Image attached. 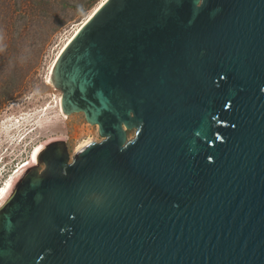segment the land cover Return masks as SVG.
Instances as JSON below:
<instances>
[{"label": "water", "instance_id": "water-1", "mask_svg": "<svg viewBox=\"0 0 264 264\" xmlns=\"http://www.w3.org/2000/svg\"><path fill=\"white\" fill-rule=\"evenodd\" d=\"M49 81L103 139L39 153L0 264H264V0H105Z\"/></svg>", "mask_w": 264, "mask_h": 264}, {"label": "rangeland", "instance_id": "rangeland-1", "mask_svg": "<svg viewBox=\"0 0 264 264\" xmlns=\"http://www.w3.org/2000/svg\"><path fill=\"white\" fill-rule=\"evenodd\" d=\"M102 1L0 0V151L31 130L0 164V185L53 142H63L71 160L82 142L103 139L83 112L62 110L63 91L49 81L67 39ZM134 135L127 130L128 139Z\"/></svg>", "mask_w": 264, "mask_h": 264}, {"label": "bare ground", "instance_id": "bare-ground-1", "mask_svg": "<svg viewBox=\"0 0 264 264\" xmlns=\"http://www.w3.org/2000/svg\"><path fill=\"white\" fill-rule=\"evenodd\" d=\"M105 0H103L102 2H100L95 8L94 10H92V12L89 14V16L83 21V23H81L76 30H74V32L71 34V36L67 39L65 46L71 41V39H73V37L76 36V34L81 30V28L83 27V25L91 18V16L99 9V7L104 3ZM65 47H63L61 53L63 52ZM61 53H59L61 55ZM57 60V59H56ZM61 108L63 110V105L61 102ZM49 110V108L47 109ZM64 111V110H63ZM47 114L44 113L43 116H45ZM41 121V120H39ZM93 124V123H92ZM35 125V124H34ZM37 125V123H36ZM27 129H23L22 133L24 136L23 139L20 136L18 139H14V140H10L9 143L7 144V146L4 147V150L0 151V164L3 165L4 160L6 158H9L10 156H12V150L19 146L23 140L25 139L24 137H26V135L30 134V131H26ZM18 142H20V144H18ZM92 143L91 140H86L84 142H82L75 150V153L73 154L74 156L84 147L90 145ZM40 148V147H39ZM17 153V152H16ZM36 154L37 152L34 154L33 158L20 163L17 167L13 168V170L10 172L8 178L6 177H2L3 178V182L0 185V191L3 192V197L0 198V207L4 204V202L11 196V194L13 193V190L16 186V184L19 182V180L21 179L22 175L25 173V171H27L28 169H30L33 166H38V162L36 161ZM1 167V166H0ZM1 173V172H0ZM7 173V172H6ZM7 178V179H6ZM1 179V178H0Z\"/></svg>", "mask_w": 264, "mask_h": 264}, {"label": "snow or ice", "instance_id": "snow-or-ice-1", "mask_svg": "<svg viewBox=\"0 0 264 264\" xmlns=\"http://www.w3.org/2000/svg\"><path fill=\"white\" fill-rule=\"evenodd\" d=\"M3 197V192L2 191H0V198H2Z\"/></svg>", "mask_w": 264, "mask_h": 264}]
</instances>
